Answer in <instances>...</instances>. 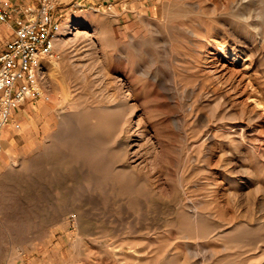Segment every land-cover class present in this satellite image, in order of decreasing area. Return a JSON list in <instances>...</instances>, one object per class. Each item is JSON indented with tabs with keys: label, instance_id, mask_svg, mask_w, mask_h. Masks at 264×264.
Here are the masks:
<instances>
[{
	"label": "rangeland",
	"instance_id": "374dc122",
	"mask_svg": "<svg viewBox=\"0 0 264 264\" xmlns=\"http://www.w3.org/2000/svg\"><path fill=\"white\" fill-rule=\"evenodd\" d=\"M55 14L48 99L2 146L0 264H264V0H70ZM125 95L143 135L103 110Z\"/></svg>",
	"mask_w": 264,
	"mask_h": 264
},
{
	"label": "built area",
	"instance_id": "2783aa9c",
	"mask_svg": "<svg viewBox=\"0 0 264 264\" xmlns=\"http://www.w3.org/2000/svg\"><path fill=\"white\" fill-rule=\"evenodd\" d=\"M33 2L15 8L0 0V22L13 25L12 36L0 49V139L16 106L28 98L48 99L40 85V59L55 55L60 28L55 8L60 0ZM13 126L19 127V123ZM1 152L0 142V157Z\"/></svg>",
	"mask_w": 264,
	"mask_h": 264
},
{
	"label": "crops",
	"instance_id": "0c3cea01",
	"mask_svg": "<svg viewBox=\"0 0 264 264\" xmlns=\"http://www.w3.org/2000/svg\"><path fill=\"white\" fill-rule=\"evenodd\" d=\"M68 1H70V0H60L59 3H62V2L67 3ZM18 2H19L18 0H14L13 4L15 3V6H13V5H10V6L17 8L18 6L23 5V4H19ZM16 3H18V4H16ZM18 12L20 13V11H18ZM1 23H3V24H1V26H0V41H1L0 49L3 47L4 42L7 39H9L13 34V30H12L13 25L12 24L4 23V22H1ZM4 26L8 28V32H3L1 30V27H4ZM36 99L37 98H28L12 110V114L10 116L8 124H6L2 128L1 139H0L2 146H9L12 143L19 142V140H21L23 138V135H22V137L18 136L19 134H18V131L16 129H19L20 127H22L25 121H29L30 119H32L34 121L33 117L29 115L28 110L37 107V105H38V107L40 106V103L39 104L34 103V100H36ZM27 101H30L29 104H27L28 103ZM19 120H21L23 122L21 125L18 122ZM14 122H18L19 127H14L13 126ZM7 125L10 126L9 135L4 136L3 132L4 131L6 132L5 129H6Z\"/></svg>",
	"mask_w": 264,
	"mask_h": 264
},
{
	"label": "bare ground",
	"instance_id": "6f19581e",
	"mask_svg": "<svg viewBox=\"0 0 264 264\" xmlns=\"http://www.w3.org/2000/svg\"><path fill=\"white\" fill-rule=\"evenodd\" d=\"M76 27H78V25L77 26H73V28H76ZM63 28V27H62ZM61 30V29H60ZM83 31V30H82ZM58 42V41H57ZM59 43V42H58ZM222 66V65H221ZM130 74V73H129ZM123 81H125V80H123ZM120 83V82H119ZM125 83H126V81H125ZM124 83V84H125ZM121 84H122V82H121ZM120 84V85H121ZM127 84V83H126ZM119 85V84H118ZM62 86V85H61ZM129 85H127V87H128ZM68 87V86H67ZM62 88V87H61ZM60 88V89H61ZM123 88V87H122ZM67 90V89H66ZM114 91V90H113ZM116 91V90H115ZM123 91V90H122ZM125 92H126V90H125ZM127 92H128V90H127ZM67 93V92H66ZM113 93H115V92H113ZM118 93V92H117ZM120 93V92H119ZM118 93V94H119ZM127 94V93H126ZM97 95V94H96ZM100 95V94H99ZM98 95V96H99ZM115 95V94H114ZM101 96H103L102 94H101ZM106 96H107V94H106ZM109 96V95H108ZM107 96V97H108ZM96 97V96H95ZM100 97V96H99ZM105 97V96H104ZM110 97H111V95H110ZM119 97V96H118ZM115 98H116V96H115ZM122 98V97H121ZM108 100V99H107ZM121 101L117 104V107L116 106H114V104L113 105H108L107 104V102H106V105H108V106H103V110L105 111V110H111V112L113 111V110H115V108H117V110H116V114H117V112H118V110H120L121 112H119L118 114H117V121L119 122V126H125V124H126V122H128L129 120H128V118H127V116L128 115H133V114H136V104L135 103H129L130 101H128V95L126 96H124L122 99H120ZM136 102V101H135ZM97 105V104H96ZM99 105V104H98ZM116 105V104H115ZM63 106V105H62ZM68 106V105H67ZM113 107H115L113 110H112V108ZM138 108V107H137ZM42 109H46V107L45 106H42ZM64 110V109H63ZM103 110H102V112H103ZM125 110V111H124ZM106 113H107V111H105ZM104 112V113H105ZM103 114V113H102ZM114 114V113H113ZM112 114V115H113ZM104 115H107V114H104ZM140 116V115H139ZM138 116V117H139ZM114 117H115V115H114ZM136 118L133 122H132V124H134L133 126H134V128L133 129H137L141 134L143 133V131H144V129L142 128H140V119L139 118ZM109 118V117H108ZM108 118H107V120H108ZM110 120V122H111V120H113L112 119V117H111V119H109ZM112 122H114V121H112ZM130 122V121H129ZM129 122H128V124H129ZM114 124V123H113ZM117 124V123H116ZM115 124V125H116ZM131 124V123H130ZM129 124V125H130ZM131 124V125H132ZM145 124V123H144ZM88 125V124H87ZM76 127V126H75ZM84 127V126H83ZM85 128V127H84ZM83 128V129H84ZM122 128V127H121ZM123 128H126V126L125 127H123ZM128 129H129V127H127ZM146 130V129H145ZM19 132V131H18ZM124 132V131H123ZM125 133V132H124ZM130 133V132H129ZM126 135V134H125ZM143 135V134H142ZM87 136V135H86ZM128 136H129V134H128ZM150 136V135H149ZM155 136V135H154ZM118 137V136H117ZM114 140V142H116L117 140H118V138H117V140L115 141V139H113ZM125 140V139H124ZM130 141V140H129ZM132 141V140H131ZM126 142V140H125V142H123V144H122V141H121V144L123 145V150L122 151H124V152H127V150H129V148H130V145L131 144H133L134 142L132 141V142ZM154 141V140H153ZM155 142V141H154ZM153 142V143H154ZM62 144V143H61ZM114 145V144H113ZM153 145V144H152ZM99 146V145H98ZM142 146V145H141ZM148 146V145H147ZM136 148H137V146H136ZM142 149V148H141ZM149 149H150V147H149ZM158 149V148H157ZM135 152V151H134ZM155 153V152H154ZM120 154V153H119ZM126 155V154H125ZM153 155V154H152ZM115 156V155H114ZM155 156V155H154ZM109 157V156H108ZM111 157V156H110ZM103 158V157H102ZM114 158V157H113ZM123 158V157H122ZM141 158V157H140ZM154 159V158H153ZM34 160V159H33ZM37 160V159H36ZM140 160V159H139ZM1 161V160H0ZM129 161V160H128ZM116 163H114V165H115ZM130 165V164H129ZM136 165V164H135ZM134 165V166H135ZM117 166V165H116ZM121 167V166H120ZM136 167V166H135ZM127 171V170H126ZM110 175V174H109ZM71 186V185H70ZM95 186V185H94ZM94 189H95V187H94ZM151 189V188H150ZM76 190V189H75ZM80 190H82V188L80 189ZM96 191V190H95ZM98 191V190H97ZM71 192V191H70ZM76 192V191H75ZM74 192V193H75ZM74 193H71V194H74ZM88 193H91V192H88ZM87 192H86V194H88ZM96 193V192H95ZM82 194V193H81ZM93 194V193H92ZM85 195V194H84ZM90 195V194H89ZM87 196V195H86ZM86 196H83V197H85V198H87L88 200L90 199V197H86ZM94 196H95V194H94ZM81 199H83L82 197H81ZM86 200V199H85ZM84 200V201H85ZM98 200V199H97ZM96 200V201H97ZM99 201V200H98ZM81 203V202H80ZM91 203V202H90ZM194 205V204H193ZM101 206V205H100ZM74 207V206H73ZM88 207V206H87ZM93 207V206H92ZM71 209V208H70ZM82 209H83V207H82ZM92 209V208H91ZM91 209H90V211H91ZM98 209V208H97ZM190 211V210H189ZM88 212V211H87ZM109 212V211H108ZM102 214V213H101ZM109 214V213H108ZM197 214V213H196ZM91 215H92V213H91ZM113 215V214H112ZM195 214H193V216H194ZM107 216V215H106ZM196 216V215H195ZM199 216V215H198ZM90 217V216H89ZM116 220V219H115ZM186 236V235H185ZM196 236V235H195ZM199 237V236H198ZM132 250V249H131ZM133 251V250H132ZM190 252V251H189ZM121 255V254H120ZM125 256V255H124ZM190 258V257H189ZM134 259V258H133ZM118 261V260H117ZM125 261V260H124Z\"/></svg>",
	"mask_w": 264,
	"mask_h": 264
}]
</instances>
